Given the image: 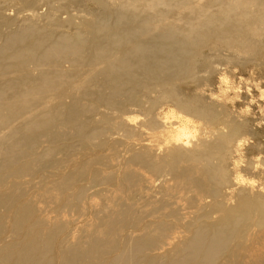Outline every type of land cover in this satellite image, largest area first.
Instances as JSON below:
<instances>
[{
	"label": "bare ground",
	"instance_id": "6f19581e",
	"mask_svg": "<svg viewBox=\"0 0 264 264\" xmlns=\"http://www.w3.org/2000/svg\"><path fill=\"white\" fill-rule=\"evenodd\" d=\"M263 48L264 0H0V264H264L202 74Z\"/></svg>",
	"mask_w": 264,
	"mask_h": 264
},
{
	"label": "rangeland",
	"instance_id": "374dc122",
	"mask_svg": "<svg viewBox=\"0 0 264 264\" xmlns=\"http://www.w3.org/2000/svg\"><path fill=\"white\" fill-rule=\"evenodd\" d=\"M95 8L97 9L98 7L94 3H88L86 5V9H93V11H95ZM24 12L25 14L28 13L27 11ZM7 13L11 14L12 17H15V15L17 16L19 14H17V10L15 11L14 8L8 10ZM23 13L20 15H23ZM263 52L264 48L262 49L260 55H258L257 57L249 58V60H247L248 57H243L242 59L240 58V60L231 56L230 52L225 51L223 57H227L228 63L225 62L223 65H220L221 67H223L221 70L212 71V74H210L208 70V72L204 71L202 73L204 76L207 75L208 77H206L209 83V86L207 87V89L209 90L208 93L211 92V94L216 96V98H218L219 96L220 98H223L225 95V97L223 98V100L225 101V112L231 115L232 118H237L236 120L245 121L247 123L246 130L241 134L239 139V142H241V148L238 154L239 156L236 155L237 158H233V160H231V168H234L235 171L238 170L237 172H235L236 174L238 173V178H240L241 180H247L248 182H253L257 188L259 186L261 188L264 187ZM223 78L227 79L224 80ZM221 80L227 82L224 83ZM193 89L194 85H189L188 87H186L185 91L187 93H190L193 91ZM222 91L225 93H223ZM69 99L70 98H68L67 100L69 101ZM168 112L169 110L166 108L157 109V113H160L162 116H165V114L167 115ZM129 115H131V122L134 123L135 121V125H139L144 119L143 115L139 114L138 112L131 113ZM149 117L150 116H148V118ZM142 128L145 129L144 127ZM143 137L145 136H142V138ZM234 160L238 163L235 164ZM250 162L254 164V167L249 166Z\"/></svg>",
	"mask_w": 264,
	"mask_h": 264
}]
</instances>
